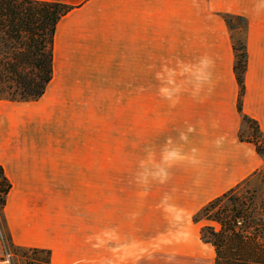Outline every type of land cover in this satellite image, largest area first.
Instances as JSON below:
<instances>
[{
	"label": "crops",
	"instance_id": "obj_1",
	"mask_svg": "<svg viewBox=\"0 0 264 264\" xmlns=\"http://www.w3.org/2000/svg\"><path fill=\"white\" fill-rule=\"evenodd\" d=\"M58 1L71 8L43 95L0 99L12 242L50 250L51 264H132V245L138 264H217L192 216L263 164L239 136L243 116L264 133V0ZM234 31L246 51L240 111ZM116 91L122 144L104 151L98 95ZM104 181L105 223L94 209Z\"/></svg>",
	"mask_w": 264,
	"mask_h": 264
},
{
	"label": "trees",
	"instance_id": "obj_2",
	"mask_svg": "<svg viewBox=\"0 0 264 264\" xmlns=\"http://www.w3.org/2000/svg\"><path fill=\"white\" fill-rule=\"evenodd\" d=\"M70 8L71 6L58 0H0V99L35 101L43 95L52 75V44L55 26ZM232 48L233 70L239 89L237 108L240 111L246 69L243 39H235L232 42ZM242 119L244 123L251 126L254 136L264 135L254 120L247 116H243ZM239 138L252 143L256 151L261 153L254 139L242 135ZM10 188L11 184L0 165V208L4 207ZM234 188L209 201L204 209L220 199H227ZM228 199L233 206L224 210L220 230H209L207 238L200 230L201 239L213 246L217 264H253L245 262L248 257L255 256L253 250L242 248V245H251L252 240L249 236L241 234L243 233L242 225L249 224L252 219L242 216L241 203L238 204V208L236 199L231 196ZM229 212L233 214L228 215ZM238 224L240 226H237ZM6 240V243L14 248L7 234ZM27 250L36 254L45 253L46 264H50L49 250L41 248Z\"/></svg>",
	"mask_w": 264,
	"mask_h": 264
},
{
	"label": "rangeland",
	"instance_id": "obj_3",
	"mask_svg": "<svg viewBox=\"0 0 264 264\" xmlns=\"http://www.w3.org/2000/svg\"><path fill=\"white\" fill-rule=\"evenodd\" d=\"M238 22V21H237ZM233 35L236 39H240L242 36L241 31H234ZM99 98V120H100V133H99V149L108 150L112 147L115 149L121 148V140H113L116 135H121L123 133V126L121 125V112H124V108L120 107V101L123 98V93L114 92L110 93H100ZM112 104L111 107L108 104ZM132 157L131 164L136 165L137 155V126L136 129L132 128ZM240 135L248 138L254 139L259 149L261 150L260 157L262 158L263 164L259 171L256 172L247 181L238 184L234 190L228 194V198H234L237 200V206L240 204L242 210V216H248L252 219L249 224L244 223L241 227V234L249 236L251 238V245H242V248H251L255 253V256L248 257L245 262L264 264V135L256 137L253 135L251 126L245 123V127L241 130ZM134 144V145H133ZM134 149V150H133ZM135 156V157H134ZM116 178L120 177L121 174H115ZM103 187H100L99 204L94 206V209L98 210L100 215L99 219L105 223L107 218V197L110 196L109 190L106 188V183L104 181ZM121 182H116L114 187V192L116 198L118 196V189ZM80 193L71 194L68 191V197H78ZM83 196H90V190L83 192ZM220 199L211 204L207 209H204L207 205L204 204L197 213L192 216V221L195 224L200 225V230L205 238L209 236V230L219 231L221 228L220 222L223 219V212L226 208H231L233 205L228 201L229 199ZM211 201V200H210ZM232 201V200H231ZM117 202V201H116ZM243 204V205H242ZM239 208V206H238ZM3 208H0V238L2 241V246L4 250V259L7 260L8 264H46V254L45 253H32L30 248L36 247H22L15 245L11 238L12 248L6 243V234L10 237L5 218L2 212ZM89 212V211H88ZM233 212H229L228 215H232ZM105 225V224H104ZM237 226H240L238 224ZM6 240V241H5ZM103 241V238L101 239ZM136 246L132 245V264H138V257L133 256V249ZM17 248V249H16ZM48 250V249H47ZM50 251V250H49ZM51 256V251H50ZM245 259V258H244ZM51 264V258H50Z\"/></svg>",
	"mask_w": 264,
	"mask_h": 264
}]
</instances>
